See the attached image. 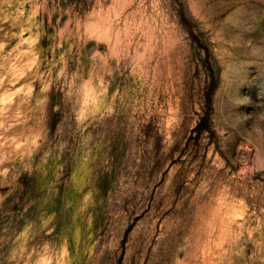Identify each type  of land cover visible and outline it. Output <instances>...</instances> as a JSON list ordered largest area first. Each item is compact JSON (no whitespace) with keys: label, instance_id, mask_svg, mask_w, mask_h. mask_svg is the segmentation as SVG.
Returning a JSON list of instances; mask_svg holds the SVG:
<instances>
[{"label":"rangeland","instance_id":"obj_1","mask_svg":"<svg viewBox=\"0 0 264 264\" xmlns=\"http://www.w3.org/2000/svg\"><path fill=\"white\" fill-rule=\"evenodd\" d=\"M0 264H264V0H0Z\"/></svg>","mask_w":264,"mask_h":264},{"label":"trees","instance_id":"obj_2","mask_svg":"<svg viewBox=\"0 0 264 264\" xmlns=\"http://www.w3.org/2000/svg\"><path fill=\"white\" fill-rule=\"evenodd\" d=\"M201 126H202V123L200 122L199 127H201Z\"/></svg>","mask_w":264,"mask_h":264}]
</instances>
